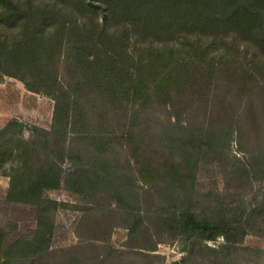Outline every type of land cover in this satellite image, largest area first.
Listing matches in <instances>:
<instances>
[{
	"label": "trees",
	"instance_id": "1",
	"mask_svg": "<svg viewBox=\"0 0 264 264\" xmlns=\"http://www.w3.org/2000/svg\"><path fill=\"white\" fill-rule=\"evenodd\" d=\"M250 46L264 48V0H0V77L53 101L47 129L30 125L23 137L12 119L0 127V175L8 178L2 203L36 215L12 239L15 224L0 225V264L120 262L109 244L113 227L126 230L123 245L145 249L136 250L139 264H159L150 252L176 238L197 264H226L264 217V199L239 219L209 209L220 204L224 212L241 187L264 182V140L248 141L241 157L230 147L235 130L239 148L249 137L237 101L250 90L241 63ZM218 69L226 90L205 121L207 77ZM206 158L221 168L222 193L195 187ZM60 186L84 204L77 226L100 243L48 248L63 203L44 191ZM218 237L217 247L207 245Z\"/></svg>",
	"mask_w": 264,
	"mask_h": 264
},
{
	"label": "rangeland",
	"instance_id": "2",
	"mask_svg": "<svg viewBox=\"0 0 264 264\" xmlns=\"http://www.w3.org/2000/svg\"><path fill=\"white\" fill-rule=\"evenodd\" d=\"M176 34V32L167 33L168 36ZM244 44L251 45L250 42H245ZM231 46H228L227 54L232 52ZM244 49L245 54L242 55L245 58H242L241 63L249 75L246 76L248 78L245 79V82L249 84L250 90L244 89L239 94L240 98L237 103L240 107L239 111H242L246 117V126L242 130L243 138H246V130L249 137L245 142L242 141L241 148H239L238 139H240L241 135L239 128V130L234 131V138L230 144L231 152L239 157L243 154L248 155L247 152L250 151L248 141L259 142V140H264V59L257 58L260 54L264 55V48L260 49V53L253 46L244 47ZM230 59V56H228L227 61ZM225 61L222 62L224 63ZM236 66H239V64ZM184 76H186V73ZM222 77L223 73L220 69L215 70L207 77V81L210 82L207 85L206 95H204L206 101L201 107V110H204L203 113L206 115L205 121L214 118V110L211 111L214 99L216 96L222 95V92L226 90V86L218 85L221 80H223V84L226 83L224 81L226 79H222ZM200 91L203 92L202 83H200ZM197 97L200 98L199 94H197ZM52 106L53 101L48 96L26 90L23 84L13 77L6 75L0 77V127L10 119L14 122H21L22 128L18 130L23 137L27 136L30 125H37L47 129L50 125ZM250 108L254 110V113ZM158 111L162 113L163 109H158ZM255 113L260 118L253 123L250 117ZM68 166V161H64L62 167L66 168ZM225 183L221 168L217 167L213 159L207 160L206 158V160L199 163L195 175V187L200 192L222 193ZM7 185L8 178L0 175V225H3L5 221H11L15 224V229L11 230L8 235L12 239L25 233L28 228L33 227L36 215L35 211L29 206L23 204L6 206L2 203ZM230 188H232V185H230ZM44 195L63 203L55 209L53 232L48 241L49 249L66 248L84 242L100 243L99 240L91 238L93 237L92 234H87L84 227L77 226L81 209L84 207V204L77 197L66 191L62 186L45 190ZM235 197H237V200L226 206L224 212L220 204L210 205L211 208L209 209L213 216L217 217L226 213L230 219L244 218L255 201L261 202L264 199V182L252 180L249 184L241 187L235 193ZM75 230H78L81 236H77ZM125 239L126 230L122 227H113L109 237V244L111 248L119 251L121 260L119 262V260L116 261L111 257L106 258L105 261L99 264L142 263L143 258L137 257L136 250L146 252L145 249L126 247L123 245ZM221 242H223V238L218 237L216 240H210L206 243L212 247H217ZM236 247L237 249L226 258V264H264V217L259 226L253 232L247 233L241 242L237 243ZM97 252L99 255H103L105 249L101 248ZM150 253L156 255V257H152V260L159 264H197V259L192 256V248L181 241L180 238L158 243L155 250ZM62 255L64 254L57 253L55 255L56 260H65L66 256Z\"/></svg>",
	"mask_w": 264,
	"mask_h": 264
},
{
	"label": "water",
	"instance_id": "3",
	"mask_svg": "<svg viewBox=\"0 0 264 264\" xmlns=\"http://www.w3.org/2000/svg\"><path fill=\"white\" fill-rule=\"evenodd\" d=\"M15 125L17 126L18 129L22 128V123L21 122L15 121Z\"/></svg>",
	"mask_w": 264,
	"mask_h": 264
}]
</instances>
